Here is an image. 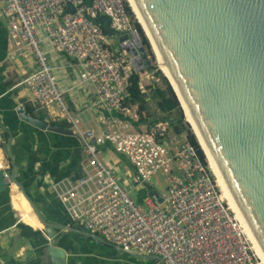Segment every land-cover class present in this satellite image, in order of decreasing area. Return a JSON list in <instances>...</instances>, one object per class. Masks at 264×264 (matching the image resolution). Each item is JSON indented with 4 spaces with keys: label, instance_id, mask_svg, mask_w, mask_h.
Masks as SVG:
<instances>
[{
    "label": "built area",
    "instance_id": "2783aa9c",
    "mask_svg": "<svg viewBox=\"0 0 264 264\" xmlns=\"http://www.w3.org/2000/svg\"><path fill=\"white\" fill-rule=\"evenodd\" d=\"M0 15L9 43L6 59L35 63L20 81L31 102L53 120H64L79 141V174L50 184L71 225L123 250L157 255L165 264H262L192 145L173 134L167 120L133 126L142 113L124 104L135 72L132 58L97 23L105 17L113 31L137 33L123 0H4ZM44 43L74 61L79 81L92 87V105L105 113L99 117L102 131L87 127L81 113L67 105ZM105 143L131 171L120 173L99 157L98 146ZM8 169L0 157L2 179L9 185ZM157 172L168 179L159 190L152 182ZM143 188L139 201L131 196Z\"/></svg>",
    "mask_w": 264,
    "mask_h": 264
},
{
    "label": "water",
    "instance_id": "95a60500",
    "mask_svg": "<svg viewBox=\"0 0 264 264\" xmlns=\"http://www.w3.org/2000/svg\"><path fill=\"white\" fill-rule=\"evenodd\" d=\"M132 1L145 33L136 22L155 52V63H162L168 70L178 93L167 82L184 121L182 105L264 257V0ZM97 23L106 34L116 36L117 47L132 58L136 73L150 64L137 33H117L108 26L105 17ZM14 113L36 129L72 135L54 122L27 114L21 105L15 106ZM0 132L7 135L4 141L9 184H14L28 202L51 248L57 242L53 229L72 231L109 244L83 228L43 218L14 178L12 134L1 122ZM7 185L0 171V192ZM112 247L116 252L165 264L157 255ZM58 261L61 264L62 258Z\"/></svg>",
    "mask_w": 264,
    "mask_h": 264
},
{
    "label": "crops",
    "instance_id": "0c3cea01",
    "mask_svg": "<svg viewBox=\"0 0 264 264\" xmlns=\"http://www.w3.org/2000/svg\"><path fill=\"white\" fill-rule=\"evenodd\" d=\"M3 1L0 0V7ZM43 47L48 50V60L54 67L57 83L63 91L67 105L81 113L87 127L102 131L104 127L99 117L105 113L93 107L92 87L79 81L77 65L63 53L50 51L47 43H44ZM8 48L6 25L0 15V122L12 134L10 145L14 178L22 185L46 221L68 225L70 223L66 213L51 192L50 184L58 178H73L79 174V162L82 157L79 141L72 135L36 129L16 118L14 108L21 105L28 106L30 115L34 117H42L48 122L66 123L62 119L53 120L47 110L39 109L31 102L20 81L24 75L35 69V63L30 58L8 61ZM138 76L139 88L144 96L148 93V85L155 83L159 86L158 78L151 72L143 70L138 72ZM146 105L152 112L153 104L148 101ZM151 121L148 116L133 126L138 128L140 125H148ZM2 143L0 157L7 160L5 141ZM98 154L107 165L120 173L132 170L126 159L106 143L98 146ZM6 172L8 173L9 169ZM11 185H7L8 188L0 192V264H60V258L61 264H108L106 252L100 246L111 250L109 244L96 238L80 236L72 231L53 229L57 242L51 248L42 227H28L12 208ZM136 200L139 201L140 196Z\"/></svg>",
    "mask_w": 264,
    "mask_h": 264
},
{
    "label": "trees",
    "instance_id": "16d2710c",
    "mask_svg": "<svg viewBox=\"0 0 264 264\" xmlns=\"http://www.w3.org/2000/svg\"><path fill=\"white\" fill-rule=\"evenodd\" d=\"M124 9L127 13V15L132 20L131 12L129 10V7L126 5L125 2H123ZM137 35L139 36L140 42L145 48V50L148 51V43L144 35L142 34V31L139 27V25L132 20ZM147 72H151L152 74L155 73L158 74V70L156 69L155 65L148 64L144 66V69ZM158 78V76H156ZM162 82V86H157L155 83H151L148 85V93L146 96H144V93L141 92L139 88V76L138 73H132L129 75L128 78V86H127V95L124 99V104L127 105H136L139 112L143 113L140 115L139 122L144 120V118H148L150 116L151 120L154 121L156 119H162L167 120L170 124L171 130L173 134H175L178 137L185 138L194 148L196 156L201 160V162L205 163L204 157L202 154V151L200 150L193 134L191 133L189 126L184 121L181 109L179 107V104L169 87L166 79L162 76H159V78ZM145 97H147L145 99ZM150 101L154 108L153 111H150V107L146 105V102ZM25 111L29 114H31L30 109L28 106L23 107ZM42 119V117H39ZM151 121V122H152ZM55 124L66 127V123L60 121V122H54ZM6 133L1 132L2 140L4 141L6 138ZM3 144V143H2Z\"/></svg>",
    "mask_w": 264,
    "mask_h": 264
},
{
    "label": "bare ground",
    "instance_id": "6f19581e",
    "mask_svg": "<svg viewBox=\"0 0 264 264\" xmlns=\"http://www.w3.org/2000/svg\"><path fill=\"white\" fill-rule=\"evenodd\" d=\"M129 8L131 9V12L133 13L136 21H138V23L141 25L144 33H145V27L143 25V23L140 21L139 19V15H138V11L137 8L134 4V2L132 0H126ZM148 37V36H147ZM154 46V45H153ZM154 49V47H153ZM153 51V55L155 57V52ZM158 69H160V71L162 72L163 76L165 77V79L167 80V82L170 84V86L174 89L173 84L171 79L168 77V70L162 65V63H156ZM175 93H177V91L174 89ZM178 95V93H177ZM179 97V96H178ZM180 101V99H179ZM181 103V101H180ZM182 105V103H181ZM183 107V113L185 116V121L186 123L189 125L192 134L194 135L196 141L198 142V145L200 146V148L202 149L204 156H205V160L208 163V167L211 170L212 174L214 175L220 189L222 192L223 197L226 199V201L228 202L229 206L231 207V209L235 212L236 217H238V219L241 221V223L244 225L245 231L248 235V238L252 244V247L255 251V253L257 254V256L259 257V259L261 260V263L264 264V257L263 254L260 250V248L254 243V236L247 230L245 224L242 222V215L240 213V211L236 208L234 202L231 200V193L225 188L223 180L220 176V174L216 171L209 152L205 146V144L199 139L198 133L197 131L194 129L188 115L186 112L185 107L182 105ZM10 202H11V206L12 208L17 211L22 223L28 225V227H41V224L39 223V221L36 219L35 215L33 214V212L31 211V208L28 204V202L26 201V199L23 197V195L16 189V186L14 184H12L10 186Z\"/></svg>",
    "mask_w": 264,
    "mask_h": 264
},
{
    "label": "rangeland",
    "instance_id": "374dc122",
    "mask_svg": "<svg viewBox=\"0 0 264 264\" xmlns=\"http://www.w3.org/2000/svg\"><path fill=\"white\" fill-rule=\"evenodd\" d=\"M123 2H125L126 5L128 6L126 0H123ZM129 10L131 12L130 8H129ZM131 16H132V20H134L136 22V19H135V17H134L132 12H131ZM142 34H143V32H142ZM113 37L116 38L115 35H113ZM147 43H148V41H147ZM146 57L150 61V64L155 65L156 69L158 70V74H156V75H155V73H153V74L155 76H158V78H159V76L163 77L162 72L160 71V69L157 68V65L155 63V57H154V55L152 53V50H151L149 44H148V51L146 50ZM142 71L143 70H141L140 72H142ZM158 84H159V86H162V82H161L160 79H158ZM189 129H190V127H189ZM190 131H191V129H190ZM203 157H204V155H203ZM204 161H205V164L207 165L208 163L206 162L205 157H204ZM167 180H168L167 176L162 174V173H159V172H157L152 178V182L154 183V185H155L157 190L163 189L168 183ZM145 190H146V188L139 189V190H136V191H132L131 196L134 199H137L142 194V192H145ZM102 247H103V250L106 252L105 256L107 255L106 261H107L108 264H157L155 261L144 260V259L136 258V257L131 256V255L126 254V253L116 252V250L112 247V245H109L111 250H106V248L104 246H100V248H102Z\"/></svg>",
    "mask_w": 264,
    "mask_h": 264
}]
</instances>
